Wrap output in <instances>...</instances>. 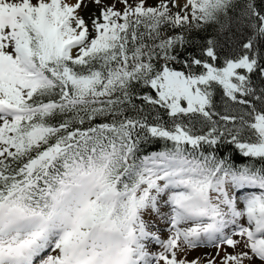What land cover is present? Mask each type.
Instances as JSON below:
<instances>
[{"label": "snow or ice", "instance_id": "obj_1", "mask_svg": "<svg viewBox=\"0 0 264 264\" xmlns=\"http://www.w3.org/2000/svg\"><path fill=\"white\" fill-rule=\"evenodd\" d=\"M0 264H264V0H0Z\"/></svg>", "mask_w": 264, "mask_h": 264}]
</instances>
